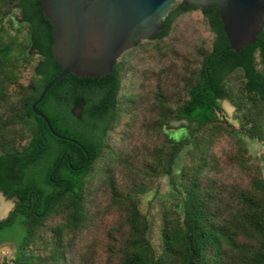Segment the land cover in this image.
Returning <instances> with one entry per match:
<instances>
[{"label":"trees","instance_id":"1","mask_svg":"<svg viewBox=\"0 0 264 264\" xmlns=\"http://www.w3.org/2000/svg\"><path fill=\"white\" fill-rule=\"evenodd\" d=\"M176 1L133 47L149 45L147 61L69 74L37 104L80 146L31 109L60 70L40 0H0V190L18 199L0 220V242L15 244L2 264H264V164L245 140L264 147V26L235 52L216 6ZM192 9L210 33L194 44L170 36L173 15ZM165 176L152 220L142 197Z\"/></svg>","mask_w":264,"mask_h":264},{"label":"water","instance_id":"2","mask_svg":"<svg viewBox=\"0 0 264 264\" xmlns=\"http://www.w3.org/2000/svg\"><path fill=\"white\" fill-rule=\"evenodd\" d=\"M175 1L40 0L41 11L52 27L51 53L60 70L44 85L31 109L55 136L82 146L55 133L46 115L36 107L49 88L69 74L96 78L111 72L121 54L163 28L162 20ZM180 1L198 9L216 6L229 48L235 52L253 44L264 26V0ZM9 204V200L0 199V220L7 216Z\"/></svg>","mask_w":264,"mask_h":264},{"label":"rangeland","instance_id":"3","mask_svg":"<svg viewBox=\"0 0 264 264\" xmlns=\"http://www.w3.org/2000/svg\"><path fill=\"white\" fill-rule=\"evenodd\" d=\"M176 4H178L177 1L174 6H176ZM170 27H171L170 36H177V38L181 42L188 41L190 44H194L196 41L198 42L201 41L203 37L210 36V33L206 28V24L203 20L201 12L196 9H192L187 12H180L173 15ZM147 46H143V47L145 48ZM139 47H141V45H139ZM139 47L133 49L131 48L125 51L123 54H121L118 60L120 61L125 58L131 60L134 59V55H135V57L142 56L143 60L147 61L148 57L145 56L144 53H142L144 48L142 47L139 48ZM138 48L140 51H138ZM124 80L125 83H129V81L127 82L126 78ZM229 84L235 85L236 83L234 81H230ZM221 105L223 108V112L226 114V116L231 120L232 123L237 125L236 123L237 120L235 118L236 117L235 107L232 105V103L225 98L221 101ZM172 125L173 127L170 128L169 131L175 136L180 135L182 129L180 128L179 123L172 121ZM245 140L254 158L260 164H264V160L262 158L264 147L259 142L255 140H251L247 137H245ZM169 190L170 189L168 186V178L165 176L161 180L159 193L156 194L154 191H150L142 197L141 207L144 211L149 213L152 220L158 217V214L160 212L161 200L162 198L165 197V195L168 193ZM14 250L15 249L10 244L0 243V264H2L3 259L7 260L10 257H12Z\"/></svg>","mask_w":264,"mask_h":264},{"label":"flooded vegetation","instance_id":"4","mask_svg":"<svg viewBox=\"0 0 264 264\" xmlns=\"http://www.w3.org/2000/svg\"><path fill=\"white\" fill-rule=\"evenodd\" d=\"M47 180H48V178L46 177V176H43V182H42V184H43V186L44 185H46L45 183H47ZM50 182L51 183H57V181H60L61 179H59V180H56V179H54V178H51V176H50ZM20 180H18L17 182H19ZM43 190V189H42ZM0 199H2V201H6V200H9L10 201V204H9V207H8V212H7V216H8V214L14 209V207H15V205H16V202H17V198L16 197H13V198H8L1 190H0ZM38 208H40L39 206H38V204H36V206L34 207V211H37L38 210ZM28 209H29V206H28ZM2 214V213H1ZM0 214V215H1ZM6 216V217H7ZM0 243H6V244H10V245H12L13 246V248L15 247V244L13 243V242H0ZM15 249V248H14ZM14 252H15V250H14Z\"/></svg>","mask_w":264,"mask_h":264}]
</instances>
